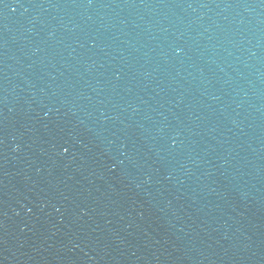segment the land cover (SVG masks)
<instances>
[{
  "label": "water",
  "instance_id": "1",
  "mask_svg": "<svg viewBox=\"0 0 264 264\" xmlns=\"http://www.w3.org/2000/svg\"><path fill=\"white\" fill-rule=\"evenodd\" d=\"M0 264H264V0H0Z\"/></svg>",
  "mask_w": 264,
  "mask_h": 264
}]
</instances>
